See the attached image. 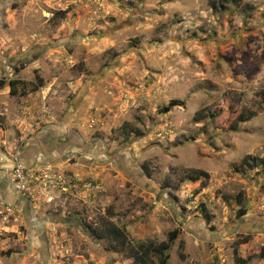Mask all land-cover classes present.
<instances>
[{
    "label": "rangeland",
    "instance_id": "374dc122",
    "mask_svg": "<svg viewBox=\"0 0 264 264\" xmlns=\"http://www.w3.org/2000/svg\"><path fill=\"white\" fill-rule=\"evenodd\" d=\"M0 80V264H264V0H0Z\"/></svg>",
    "mask_w": 264,
    "mask_h": 264
},
{
    "label": "trees",
    "instance_id": "16d2710c",
    "mask_svg": "<svg viewBox=\"0 0 264 264\" xmlns=\"http://www.w3.org/2000/svg\"><path fill=\"white\" fill-rule=\"evenodd\" d=\"M6 84V81L5 80H0V87L4 86ZM17 84L18 82L16 80H12L10 82V86H11V92L12 94H16L17 93ZM178 101H173L171 106L170 107H173V106H176L178 105ZM167 109H170V108H167ZM240 118H237V119H240L242 121H246L248 119H250L249 117L248 118H241V116H239ZM247 159V158H246ZM248 159H250V156H248ZM242 203V202H240ZM203 207V210L205 209L204 208V205L202 206ZM247 214V210L244 209L243 207L238 211V216L239 217H243L244 215ZM204 216L205 218L210 221L212 218L211 216L205 212L204 210ZM108 233L107 234H97L98 237L102 238V237H111L112 239H115V240H122L124 238L127 237V234L125 233V230L123 229H120V228H117L115 226H108ZM173 240H170V242H164L161 244V264H167V261L169 259V256L166 255V251L170 248V244ZM155 245L153 244H150L149 246L147 247H143V251L141 254H139V256L137 257V259L141 260L142 262H145L144 261V255H147L150 250L152 249H155ZM240 262L242 263H246L245 260L241 259L239 260Z\"/></svg>",
    "mask_w": 264,
    "mask_h": 264
},
{
    "label": "built area",
    "instance_id": "2783aa9c",
    "mask_svg": "<svg viewBox=\"0 0 264 264\" xmlns=\"http://www.w3.org/2000/svg\"><path fill=\"white\" fill-rule=\"evenodd\" d=\"M18 186H25L24 169L19 168L17 170ZM15 215L14 209L11 206L0 207V242L4 233L6 232V222L9 221Z\"/></svg>",
    "mask_w": 264,
    "mask_h": 264
}]
</instances>
